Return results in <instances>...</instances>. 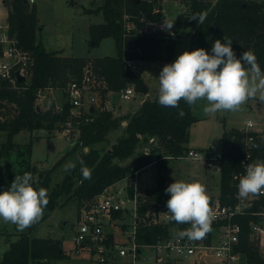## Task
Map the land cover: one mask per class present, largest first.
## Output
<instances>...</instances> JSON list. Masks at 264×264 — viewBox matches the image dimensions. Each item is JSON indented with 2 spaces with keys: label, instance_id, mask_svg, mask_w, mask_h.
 I'll list each match as a JSON object with an SVG mask.
<instances>
[{
  "label": "trees",
  "instance_id": "1",
  "mask_svg": "<svg viewBox=\"0 0 264 264\" xmlns=\"http://www.w3.org/2000/svg\"><path fill=\"white\" fill-rule=\"evenodd\" d=\"M95 1L91 0L92 3ZM166 1L168 0H101L102 3L95 9H84V14H102L104 19L102 23L89 26L93 46L112 38L117 49L116 56L90 58L63 56L61 51L47 50L40 38L42 29L36 7L29 0H4L9 33L19 39L21 46L32 58L28 79L16 86L0 83V131L7 133V142L0 144V154L6 158L14 154V164L19 168L18 175L29 172L34 188H49L54 169L37 171L30 162L31 144H16L12 142V137L22 131L32 133L44 129L52 133L58 129L57 123H65L71 107L66 93L70 83H80L85 73H90L95 84L92 89L98 91L101 100L100 111L94 108L93 112L77 117L76 120L80 121L79 139L66 154L74 153L77 147H82L83 150L86 148L87 152L83 151L78 165L67 171L64 178L53 186L45 211H53L62 196H66L67 201L76 200L80 207L124 179L131 181L136 171H141L155 161L161 163L166 159L182 160L188 156L191 150L188 146L190 129L199 120L193 114L192 106L184 101L180 102L179 109L164 107L158 103L157 94L153 99L144 100L134 113L118 118L105 105L111 93H122L131 86L137 92L147 94L145 83L137 77L131 62L141 60L170 64L176 60L173 54L181 22L165 18L163 3ZM173 1H178L187 8V23L191 27V51L204 48L211 54L213 42L219 39L223 43V38L226 37L232 40L237 58L246 50L252 51L264 71V1ZM68 5L76 6L77 2L68 0ZM200 14L205 15L203 23L199 21ZM165 22L173 24L171 29L165 26L164 30L145 31L149 25H165ZM56 90L63 91L68 98L62 111H57L54 103L46 111L41 108L38 110L39 95ZM180 110L184 112L182 117L179 115ZM122 124L121 134L110 149L96 147L109 131ZM254 135L260 136L255 152L264 158L262 134ZM244 137L242 129L224 132L221 146V193L219 197H209L210 202L219 198L223 203H228L234 199L236 182L233 174L240 169L239 159L244 148ZM81 160L92 170L91 179H83ZM13 172L14 170L10 175V184L14 180ZM35 175H38V179L34 180ZM170 184V180L158 174L154 186L144 189L138 196L139 243L151 242L157 236L168 233L167 226L153 225L151 218L158 204L167 205L170 194L165 189ZM129 194H133L132 189ZM260 205L264 206V199L257 202L251 210L258 211ZM45 218L46 213L27 232L18 233L17 240H9V247L0 264H57L68 258L59 240L30 237V232ZM256 219L249 215L235 217L234 222L239 223L243 230L238 249L245 254L249 264H264L259 245L249 238L250 222Z\"/></svg>",
  "mask_w": 264,
  "mask_h": 264
},
{
  "label": "rangeland",
  "instance_id": "2",
  "mask_svg": "<svg viewBox=\"0 0 264 264\" xmlns=\"http://www.w3.org/2000/svg\"><path fill=\"white\" fill-rule=\"evenodd\" d=\"M264 1V0H259ZM76 6H69L68 0H34L31 5L36 7L39 24L41 27L40 38L49 51L64 50L66 54L74 56H89L90 58H100L105 56H116L117 49L112 38L101 41L98 46H93L90 41L89 26L104 21L102 14H84V9H95L101 0L94 3L91 0H75ZM163 14L168 20H179L181 22L178 31L177 44L173 57L176 59L184 51H191L192 44L190 39L191 27L187 23V8L178 1L168 0L163 3ZM7 8L4 0H0V24L7 23ZM71 51V52H69ZM163 64L158 61H135L133 70L138 78L142 79L148 90L147 94L137 92L130 100H124L121 93H111L105 105L113 103L115 106L114 114L127 116L132 111L140 107L143 99H153L158 94L159 74ZM132 85V84H131ZM93 87V86H91ZM88 92L90 97L96 99L95 106L100 111L102 108L99 93L96 90ZM45 97L39 98L38 107L46 111L52 103L56 105L57 111H62L64 104L67 103L66 94L63 91L56 90L43 93ZM87 100L84 102L86 104ZM207 104L206 100L198 101L192 106L193 114L199 120L190 129V140L188 146L191 149H210L215 147L221 150L223 134L232 129L246 128V122H254L253 131L261 132L264 140V102L259 99H250L241 106L240 110L218 111L215 114L207 115L203 112V107ZM84 110V109H83ZM69 117L65 123H57L55 130L49 133L47 130H36L31 132L22 131L12 137V142L16 144H31L32 152L30 155L31 166L37 171L53 170L51 181L49 183L48 194L51 193L53 186L60 182L65 174L64 165L72 161L78 165L80 154L84 151L82 147H77L74 153L66 154L67 151L75 145L79 139L80 124L76 120L83 114L81 109L70 107ZM127 114V115H126ZM118 118V117H117ZM70 127L72 132L69 136L64 135V130ZM123 124L120 127L109 131L96 147L101 149H110L111 145L121 134ZM7 142V133L0 131V144ZM148 151V150H147ZM14 154L8 158L0 154V192L9 188L10 175L15 178L18 175V167L14 164ZM56 163L58 166L53 168ZM158 174L165 176L171 183L178 180L186 182L198 181L206 187L209 197H219L221 193V174L218 171L206 167V164L200 160H191L188 157L182 160L166 159L158 163L153 162L142 169L138 175L140 190L147 189L157 181ZM134 178V176H133ZM38 175L34 176V180ZM38 180H36L37 183ZM122 182L117 183L115 188H123ZM76 200L67 201L66 196L59 199V205L53 211H45L46 218L30 232V237L53 238L62 243V247L67 255V259L59 261L57 264H91L86 254L75 253L73 238L76 235L78 227V211L80 210ZM133 211V204L129 205ZM17 230L16 225L0 221V262L4 252L9 247V240H17L18 233L27 232ZM264 252V244H263ZM175 264H194L193 259H176Z\"/></svg>",
  "mask_w": 264,
  "mask_h": 264
},
{
  "label": "built area",
  "instance_id": "3",
  "mask_svg": "<svg viewBox=\"0 0 264 264\" xmlns=\"http://www.w3.org/2000/svg\"><path fill=\"white\" fill-rule=\"evenodd\" d=\"M29 2L33 3L34 0ZM162 25L154 27L149 25L145 31L163 30ZM31 64V54L21 46L18 38L10 35L7 23L0 24V83L6 82L16 86L19 83V75L23 76L24 80L28 79ZM94 85L88 72L80 83H70L66 93L71 106L78 107L83 113L90 112L95 106L96 99L90 97L88 92ZM134 93L135 89L131 86L121 93V97L130 100ZM39 97L45 96L41 93ZM253 127L254 122L248 120L246 128L242 129L245 133L242 141L244 148L239 159L240 169L233 174L236 182L234 199L228 203H223L219 198L210 202L214 219L212 231L206 238L200 241L181 239L178 232L190 225L171 224L165 219L169 215L167 205L160 203L153 212L151 224L167 226L168 233L157 236L151 242L139 243L138 196L145 190H140L144 186L139 185L140 171H136L131 181L129 179L122 181L123 188L111 186L97 195L93 201L79 207L78 227L73 238L75 253L86 254L91 259L89 261L91 264H175L176 259L182 258L193 259L194 264H249L245 254L238 249L243 230L234 219L245 215L257 218L250 222L249 238L257 245L264 241V206L260 205L258 211L251 210L257 202L264 199V196L249 195L247 198L237 196L239 178L246 174V166L264 162V158L255 152L260 136L254 133L261 132L253 131ZM71 132V128L67 127L63 133L69 136ZM187 157L195 161L201 159L206 167L221 171L223 154L222 150L218 151L215 147L204 150L191 149ZM130 189L132 195L129 194ZM130 204H133V211L129 209Z\"/></svg>",
  "mask_w": 264,
  "mask_h": 264
},
{
  "label": "clouds",
  "instance_id": "4",
  "mask_svg": "<svg viewBox=\"0 0 264 264\" xmlns=\"http://www.w3.org/2000/svg\"><path fill=\"white\" fill-rule=\"evenodd\" d=\"M192 19L196 20V17ZM204 14L199 21L203 23ZM171 29L173 24L166 23ZM224 42H213L211 54L204 48L184 51L176 60L166 64L158 77V103L164 107L179 109L180 102L189 106L206 100L203 112L207 115L218 111H238L250 99L264 102V71L252 51H244L237 58L232 40L226 37ZM247 65V67H246ZM179 115H184L183 110ZM82 177L91 179L92 170L83 160L80 161ZM76 167L72 161L64 165V171ZM32 175L25 172L16 175L9 188L0 192V221L16 225L24 231L42 218L49 203L48 190L33 187ZM165 192L170 194L167 200L165 219L177 225H190L178 232L181 239L200 241L212 231L214 219L206 187L198 181H174ZM249 195L264 196V162L246 166V174L239 178L238 198Z\"/></svg>",
  "mask_w": 264,
  "mask_h": 264
},
{
  "label": "crops",
  "instance_id": "5",
  "mask_svg": "<svg viewBox=\"0 0 264 264\" xmlns=\"http://www.w3.org/2000/svg\"><path fill=\"white\" fill-rule=\"evenodd\" d=\"M6 18H7V17H6ZM162 27H163V30H164V29H165V25L163 24ZM42 43H43V41H42ZM43 44H44V43H43ZM44 46H45V45H44ZM45 48H46V46H45ZM46 49H47V48H46ZM47 50H48V49H47ZM56 51H61L63 56H74L73 54H66L65 51H64V50H61V49H60V50H56ZM69 52H71V51H69ZM71 53H72V52H71ZM76 56H78V55H76ZM78 57H89V56L87 55V56H78ZM134 62H135V61H134ZM134 62H133V63H134ZM133 63H132V62L130 63V65H132V66H131L132 68H133ZM165 65H166V64H163V66H165ZM110 95H111V94H110ZM143 101H144V99H143ZM143 101H142V102H143ZM141 104H142V103H141ZM140 106H141V105H140ZM94 107L96 108V106H94ZM109 108H112L111 111H113V116H114V117H121V116H122V115H117V114L115 115V114H114L115 106H114L113 103H110ZM139 108H140V107H139ZM139 108H137L136 110L132 111V112L129 113V114L134 113V112L137 111ZM126 115H127V114H126ZM125 122H126V121H124L123 124H124ZM124 125H125V124H124ZM86 150H87V149H86ZM195 150H200V149H195ZM201 150H204V149H201ZM263 244H264V241H262V242L259 244V248H260V253L262 254V257L264 258V252H263V250H262V249H263Z\"/></svg>",
  "mask_w": 264,
  "mask_h": 264
},
{
  "label": "water",
  "instance_id": "6",
  "mask_svg": "<svg viewBox=\"0 0 264 264\" xmlns=\"http://www.w3.org/2000/svg\"><path fill=\"white\" fill-rule=\"evenodd\" d=\"M18 81H19V83L24 82V77L19 75V76H18ZM94 108H95V107H92L90 111L93 112V111H94ZM37 109L40 110L39 107H37ZM111 109H112V108H109L110 111H111Z\"/></svg>",
  "mask_w": 264,
  "mask_h": 264
}]
</instances>
